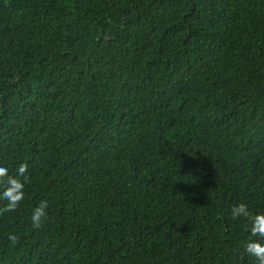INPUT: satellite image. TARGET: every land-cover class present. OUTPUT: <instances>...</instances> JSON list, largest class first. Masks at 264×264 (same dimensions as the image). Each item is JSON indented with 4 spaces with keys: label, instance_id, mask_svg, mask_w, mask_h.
Listing matches in <instances>:
<instances>
[{
    "label": "trees",
    "instance_id": "1",
    "mask_svg": "<svg viewBox=\"0 0 264 264\" xmlns=\"http://www.w3.org/2000/svg\"><path fill=\"white\" fill-rule=\"evenodd\" d=\"M22 162L0 264H257L231 211L264 214V0H0V166Z\"/></svg>",
    "mask_w": 264,
    "mask_h": 264
},
{
    "label": "clouds",
    "instance_id": "2",
    "mask_svg": "<svg viewBox=\"0 0 264 264\" xmlns=\"http://www.w3.org/2000/svg\"><path fill=\"white\" fill-rule=\"evenodd\" d=\"M29 164L22 162L18 165L15 172H10L9 168L0 166V200L6 203L0 206V215L17 211L25 200V187L30 184ZM49 203L41 200L31 212V223L35 230L44 227L47 218ZM233 219L243 217L251 224L250 232L252 237L245 245V252L254 257L257 264H264V214L250 213L247 204L240 203L234 205L231 211ZM18 236L9 234L8 240L13 244L18 243Z\"/></svg>",
    "mask_w": 264,
    "mask_h": 264
}]
</instances>
